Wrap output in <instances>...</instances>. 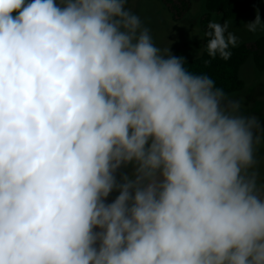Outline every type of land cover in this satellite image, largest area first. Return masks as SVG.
<instances>
[{
	"label": "clouds",
	"instance_id": "clouds-1",
	"mask_svg": "<svg viewBox=\"0 0 264 264\" xmlns=\"http://www.w3.org/2000/svg\"><path fill=\"white\" fill-rule=\"evenodd\" d=\"M127 4L0 0V264H264L256 118Z\"/></svg>",
	"mask_w": 264,
	"mask_h": 264
},
{
	"label": "rangeland",
	"instance_id": "rangeland-1",
	"mask_svg": "<svg viewBox=\"0 0 264 264\" xmlns=\"http://www.w3.org/2000/svg\"><path fill=\"white\" fill-rule=\"evenodd\" d=\"M174 2L186 4L190 8L180 22L174 20L165 3L160 0H128L127 7L141 18L143 26L149 29L157 47L161 50L169 48L172 55L183 57L186 62L202 55L203 21L218 22L222 25L227 22L228 31L238 38L236 46L254 44L264 38V31L251 33L244 27V24L255 20L257 12L264 22V6L252 10L237 20H228L220 14L209 12L203 0H174ZM240 78L244 83L243 90L226 97L229 100L239 101L241 114L255 117L259 124L254 130L255 135L260 137V142L255 145L257 160L255 171L258 173L259 182L264 183V72H259L252 59H249L241 69Z\"/></svg>",
	"mask_w": 264,
	"mask_h": 264
},
{
	"label": "trees",
	"instance_id": "trees-1",
	"mask_svg": "<svg viewBox=\"0 0 264 264\" xmlns=\"http://www.w3.org/2000/svg\"><path fill=\"white\" fill-rule=\"evenodd\" d=\"M165 3L175 21L180 22L190 8L186 4H177L174 0H160ZM206 8L211 13L222 15L228 20H237L252 10L264 6V0H203ZM208 22H202V34L208 31ZM206 38L204 37V45ZM203 45V47H204ZM231 56L224 60L219 56L211 58L206 51L202 55L189 62L185 67L194 74H203L212 78L216 87L224 90L226 96L240 92L244 83L240 78V72L245 63L252 59L257 70L264 72V38L254 44H242L229 48ZM115 195V194H113Z\"/></svg>",
	"mask_w": 264,
	"mask_h": 264
}]
</instances>
